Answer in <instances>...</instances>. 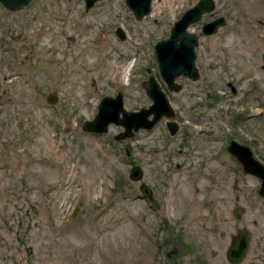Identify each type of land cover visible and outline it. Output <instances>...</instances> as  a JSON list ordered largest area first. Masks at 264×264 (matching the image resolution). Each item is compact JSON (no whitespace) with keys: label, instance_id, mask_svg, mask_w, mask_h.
Listing matches in <instances>:
<instances>
[{"label":"rangeland","instance_id":"rangeland-1","mask_svg":"<svg viewBox=\"0 0 264 264\" xmlns=\"http://www.w3.org/2000/svg\"><path fill=\"white\" fill-rule=\"evenodd\" d=\"M195 1L151 0L139 19L125 0L86 10L83 0L0 4V264H264L260 178L227 149L244 144L264 165V0H214L187 27L224 18L198 36V77L176 75L180 87L169 90L153 44ZM149 76L171 116L121 139L118 124L82 129L103 95L121 91L128 110L147 106ZM134 163L156 206L127 178ZM239 228L248 248L230 263L225 249Z\"/></svg>","mask_w":264,"mask_h":264},{"label":"water","instance_id":"water-1","mask_svg":"<svg viewBox=\"0 0 264 264\" xmlns=\"http://www.w3.org/2000/svg\"><path fill=\"white\" fill-rule=\"evenodd\" d=\"M96 0H83L84 9H88ZM151 0H125L136 19H139L150 10ZM30 0H0V4L10 10H17L26 6ZM214 0H196L192 5L185 8L176 18L166 37L157 39L153 44L158 73L165 86L169 90H178L180 85L175 82L176 75L182 74L190 79L198 77V70L194 64L195 46L198 44V36L208 35L216 31L218 26L224 23L223 16H217L210 20L202 21L199 31L193 32L187 27L197 22L202 14L209 13L214 8ZM115 33L119 38H124V33L117 27ZM141 85L150 98L147 106L128 110L123 107L122 93L117 91L114 95H103L99 98L97 110L91 119L83 120L82 129L88 132L101 133L107 130L108 124H118L122 127L115 138L121 139L130 137L139 128L149 129L161 116H171L173 110L168 104L164 92L158 85L157 80L149 76L141 82ZM47 102L55 100L53 94H46ZM170 134L176 130V124L172 119L166 121ZM227 149L239 160L243 169L260 178L259 193L264 196V165L251 153L248 146L230 140ZM125 156L131 153L129 142L123 143ZM142 168L138 164H132L127 172V178L138 181L140 195L149 200L152 206L157 205V200L152 196L151 188L142 180ZM242 207L236 205L233 214L238 217ZM76 213L73 209L72 215ZM248 248V232L245 228H239L236 234L232 235L228 246L225 249V257L230 263L239 262Z\"/></svg>","mask_w":264,"mask_h":264},{"label":"bare ground","instance_id":"bare-ground-1","mask_svg":"<svg viewBox=\"0 0 264 264\" xmlns=\"http://www.w3.org/2000/svg\"><path fill=\"white\" fill-rule=\"evenodd\" d=\"M168 2H169V6H170V4L173 6V5H175V4H173L176 0H167ZM165 2V1H164ZM159 3L157 2L156 4H155V10L156 9H158V8H160L159 7ZM161 6V5H160ZM154 12V10H152V12L151 13H153ZM155 13V12H154ZM157 13V12H156ZM58 59H59V57H58ZM130 63V62H129ZM129 63H124L122 66H121V70H120V72H121V74L122 75H124V74H127L126 72L128 71V68H129V66H130V64Z\"/></svg>","mask_w":264,"mask_h":264},{"label":"flooded vegetation","instance_id":"flooded-vegetation-1","mask_svg":"<svg viewBox=\"0 0 264 264\" xmlns=\"http://www.w3.org/2000/svg\"><path fill=\"white\" fill-rule=\"evenodd\" d=\"M196 47V46H195ZM195 49V48H194Z\"/></svg>","mask_w":264,"mask_h":264}]
</instances>
